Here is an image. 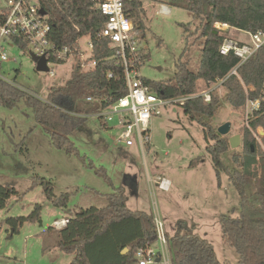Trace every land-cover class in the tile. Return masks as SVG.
<instances>
[{"label":"rangeland","instance_id":"1","mask_svg":"<svg viewBox=\"0 0 264 264\" xmlns=\"http://www.w3.org/2000/svg\"><path fill=\"white\" fill-rule=\"evenodd\" d=\"M165 3L170 8L167 15L160 13V5L144 3L146 29L142 37L147 61L140 75L150 82L170 83L180 59L188 61L191 71L198 69L201 59L203 39H197L194 33L198 22L186 9ZM5 6L6 0H0V8ZM183 25L190 26L188 32ZM233 36L248 41L244 34ZM79 45L81 50L86 49V39H80ZM1 51L9 61L0 63V76L40 99H46L49 87L61 85L70 77L72 60L60 66L50 64L56 76L49 78L35 70L29 50L5 42ZM207 88L199 82L196 93ZM213 91L219 97L225 93L223 87ZM74 110L84 112V107L75 105ZM115 123L106 126L95 117H86L70 135L79 153L74 155L51 147L48 134L24 103L13 109L0 106V186L18 194L0 209V264H70L74 255L60 251L54 233L45 232L54 228V222L82 210L105 207L106 196L124 185L132 187L125 192L127 208L158 215L167 238L176 233L178 223L196 225L194 231L212 245L220 262L237 264L238 254L222 241L219 219L238 216L239 196L224 173L218 181L205 150L201 126L186 117L181 108L162 109L150 120V144L144 145L142 152L138 147L117 143ZM224 123L231 124L225 138L240 135L246 125L244 110L235 111L221 100L212 125L218 128ZM261 132L258 130L256 136H262ZM240 147L222 155L224 165L233 167L231 156ZM194 160L199 162L191 167ZM99 169H103L107 180L98 174ZM157 177L169 182L166 192L158 189ZM41 180L52 185L55 196L69 195L66 208L52 206ZM36 205L41 206L40 218L34 223L25 222L13 232L7 220L29 216ZM152 247L157 250L158 244L153 242Z\"/></svg>","mask_w":264,"mask_h":264},{"label":"trees","instance_id":"2","mask_svg":"<svg viewBox=\"0 0 264 264\" xmlns=\"http://www.w3.org/2000/svg\"><path fill=\"white\" fill-rule=\"evenodd\" d=\"M38 1L51 27L49 38L52 42L76 52L80 39L91 38L95 48L92 60L96 62V67L84 72L75 59L69 79L61 85L49 87L46 102L28 90L17 88L14 82L13 85L0 79V106L13 109L18 103H24L32 111L36 123L48 134L51 147L78 155L70 135L85 118L73 116L62 109L71 111L75 105L82 104L84 112L90 114L105 107V104L100 107L86 106L87 98L98 99L101 103L105 100L106 104L117 101L126 94L122 70L114 60H110L111 50L96 36L106 19L94 9L91 0ZM167 3L186 9L193 21L198 22L194 33L198 35L197 39H203L200 64L196 71H191L188 61L180 59L175 65L172 82L144 79L142 82L157 96L175 99L195 95L199 82H204L209 88L216 81L226 78L222 84L223 96L219 97L217 92L211 91L209 102L195 97L186 100L180 108L186 117L201 126L205 150L211 157L218 181L224 173L239 196L238 216L219 219L223 243L236 251L240 259L237 264H264V175L254 184L249 173L250 164L257 158L261 159L264 168V134L259 136L260 144L255 138L258 130L264 133V101H261L258 110L250 114L247 125L241 128L240 151H234L231 156L233 167L222 162V155L230 149L228 139L220 136L217 127L212 125L221 100L239 111L247 100L260 99L264 75L262 48L237 68V76H229L239 61L232 54L224 56L219 53L223 36L214 34L213 25L227 24L252 33L264 30V0H167ZM141 5L142 0H133L128 4L127 17L133 20L137 32L144 33L145 11L140 9ZM3 19L0 14V26ZM183 29L188 32L190 26L183 25ZM12 41L26 49L21 38H13ZM108 73H112L113 77L108 78ZM198 162L194 160L190 166ZM251 168L258 176L262 175L259 161ZM97 172L107 180L103 169ZM40 182L45 184L44 193L53 207H67L68 194L55 196L50 183ZM125 192L123 186L115 188L106 196L108 203L105 207L82 210L67 218L66 225L60 230L49 228L45 232L54 233L60 251L74 255L70 264H134L136 251L155 241L153 216L129 210ZM15 195L18 194L14 189L0 186V209ZM40 209L41 206L36 205L29 216L9 218L7 223L16 232L25 222H36L40 218ZM195 226L178 223L176 233L167 238L171 264H233L220 262L212 245L194 231Z\"/></svg>","mask_w":264,"mask_h":264},{"label":"built area","instance_id":"3","mask_svg":"<svg viewBox=\"0 0 264 264\" xmlns=\"http://www.w3.org/2000/svg\"><path fill=\"white\" fill-rule=\"evenodd\" d=\"M91 2L94 9L106 19L102 29L96 36L111 50L110 60H114L115 65L122 70L126 94L110 104H106L105 100L101 103L98 99L87 98L85 101L86 106L96 105L100 107L105 104V107L94 113L68 111L65 108L62 111L81 118L95 117L104 122L106 126L116 121L113 128L118 132L117 143H122L126 147L137 144L143 152L144 145L150 144L149 123L153 116L160 115L162 109L165 108H173V110L177 107L180 108L186 100L191 98L202 97L205 102H209L211 91L222 87L226 78L216 81L206 91L192 96L175 99H165L157 96L143 84V78L140 75V69L147 61V58H145L146 47L142 33L136 31L133 20L127 17V5L132 3L133 0H91ZM165 2L167 0H142L140 9H144V3L158 4L160 5V13L167 15L170 13V8ZM40 9L38 0H34V2L32 0H6V6L0 10V14L4 18L0 26V63L9 61L8 56L1 51L3 43L9 42L11 46L23 50L22 47L12 41L13 38L18 37L26 44L25 50H29L31 57L45 59L47 66V72L45 73L49 78L56 76L49 65L60 66L67 60H72L73 64L77 59L81 70L84 72L94 69L96 62L92 60L95 49L92 39L85 37L86 49L81 50L79 45L76 52L68 47L54 44L49 38L51 27L47 16H42L39 13ZM213 28L223 36L219 53L224 56L232 54L238 58L237 67L229 73V76H237V68L264 48V30L252 33L222 23H214ZM234 33L246 35L248 41L244 42L232 38ZM107 77L112 78L113 74L108 73ZM0 79L13 84L1 76ZM14 86L24 90L16 84ZM32 95L38 98L36 95ZM40 100L46 102V99ZM262 100L264 101V75L261 98L254 101L247 100L243 108L246 125L248 117L253 111L259 109ZM255 138L259 143V137L255 135ZM153 221L156 233L154 242L158 244V249H153L152 243L138 249L134 256V264H171L167 237L162 229L163 225L159 216L153 217ZM66 223L67 219L56 221L54 222V229L60 230ZM157 259H159L158 263L156 262Z\"/></svg>","mask_w":264,"mask_h":264},{"label":"water","instance_id":"4","mask_svg":"<svg viewBox=\"0 0 264 264\" xmlns=\"http://www.w3.org/2000/svg\"><path fill=\"white\" fill-rule=\"evenodd\" d=\"M39 13L42 16L45 15V11L42 8L39 10ZM214 34H218V32L214 31ZM31 59H32V61L34 63L35 70L37 72H42V73L47 72L46 61H45L44 58L38 59L37 57L32 56ZM230 131H231V124L230 123H224L223 125H221V126H219L217 128V133L220 136H222V137L227 136L230 133ZM263 134L264 133L261 132V135H263ZM228 143H229L230 149L236 150L241 145V137H240V135L237 134V135L231 136L230 138H228ZM124 252H126V250H124L123 253ZM156 262L158 263L159 259H157Z\"/></svg>","mask_w":264,"mask_h":264},{"label":"crops","instance_id":"5","mask_svg":"<svg viewBox=\"0 0 264 264\" xmlns=\"http://www.w3.org/2000/svg\"><path fill=\"white\" fill-rule=\"evenodd\" d=\"M131 147H138V149L140 150V148H139V146H138L137 144H134V145L131 146ZM131 147H128V148H131ZM257 161H259V162L261 163V165H262L263 173H262L261 176H258V175L254 172V170L251 168V166H252L253 164H255ZM249 173H250V175H251V177H252V182H254V184L257 183L258 180L261 179V178L263 177V175H264V168H263V164H262V161H261L260 158H257L256 161H255L254 163H251V164H250V167H249ZM157 179L159 180V183H158V189H159L161 192H166V191L168 190V188H170V186H169V182H168L167 180L163 179V178L160 179V177H157ZM124 186H125V187H124V188H125V191H126L127 188H128L130 191L132 190V188H131L130 186H128V187H126V185H124Z\"/></svg>","mask_w":264,"mask_h":264},{"label":"flooded vegetation","instance_id":"6","mask_svg":"<svg viewBox=\"0 0 264 264\" xmlns=\"http://www.w3.org/2000/svg\"><path fill=\"white\" fill-rule=\"evenodd\" d=\"M132 188V187H131Z\"/></svg>","mask_w":264,"mask_h":264}]
</instances>
